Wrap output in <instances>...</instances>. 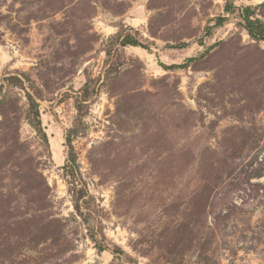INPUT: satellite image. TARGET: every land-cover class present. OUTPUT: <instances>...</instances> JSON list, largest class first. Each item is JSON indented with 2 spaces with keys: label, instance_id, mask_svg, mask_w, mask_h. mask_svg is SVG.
Returning <instances> with one entry per match:
<instances>
[{
  "label": "rangeland",
  "instance_id": "rangeland-1",
  "mask_svg": "<svg viewBox=\"0 0 264 264\" xmlns=\"http://www.w3.org/2000/svg\"><path fill=\"white\" fill-rule=\"evenodd\" d=\"M226 1L0 0V264H264V0Z\"/></svg>",
  "mask_w": 264,
  "mask_h": 264
},
{
  "label": "trees",
  "instance_id": "trees-1",
  "mask_svg": "<svg viewBox=\"0 0 264 264\" xmlns=\"http://www.w3.org/2000/svg\"><path fill=\"white\" fill-rule=\"evenodd\" d=\"M224 10L226 13H230L233 10V4L229 2L228 0L225 3ZM255 12L251 6H245L242 8V14L241 18L244 21V28L247 30L248 34L256 40H261L264 41V21L261 20L258 17L254 16ZM228 16L226 15H219L214 19V24H209L205 30V36L211 34V28L214 26H220L222 25L225 21H227ZM117 40L120 41V44L125 46V45H133V46H140L143 48H146L144 45H142L134 36H132L129 33L126 34H118ZM110 56L111 52H107ZM169 69L172 68H180L183 67L181 64H172L169 66H164ZM91 81L89 80L85 83L83 89L81 90L80 94L77 97V110L80 116V119L83 116L84 108L86 107V101L89 100V97L91 96L93 92V88H90L91 86ZM28 99H29V109H28V114L27 118L29 121V124L37 131V134L40 136V138L46 143H49L48 140V135L42 126V121H41V115L39 111V103L36 100L34 96L28 93ZM77 133V129L75 128H70L67 132L66 136V145L68 147L67 150V160L64 165L65 172L67 173L70 181L69 184L71 185V190L74 191L78 196L77 198L83 201L88 202V200L91 198V195L84 189V180L81 175V172L78 167V162H77V153L75 151V148L73 146V137ZM81 182V186H79L78 182ZM73 187V188H72ZM86 199V200H84ZM89 205V204H86ZM77 209L79 210L81 208L80 204L77 203L76 205ZM90 212H86L84 215V219L87 220ZM91 214V213H90ZM99 251L105 250V246L100 244L98 246Z\"/></svg>",
  "mask_w": 264,
  "mask_h": 264
}]
</instances>
